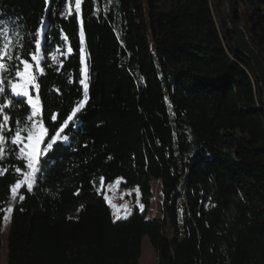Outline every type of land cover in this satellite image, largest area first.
Returning <instances> with one entry per match:
<instances>
[{
  "label": "trees",
  "instance_id": "trees-1",
  "mask_svg": "<svg viewBox=\"0 0 264 264\" xmlns=\"http://www.w3.org/2000/svg\"><path fill=\"white\" fill-rule=\"evenodd\" d=\"M237 1L264 56V0ZM0 22L19 25L12 39L37 75L48 136L82 99L80 48L89 82L68 140L45 154L32 192L19 187L7 264H139L144 237L158 264H264V105L224 0H81L79 12L75 0H0ZM18 179L13 167L0 175V260ZM117 179L138 189L143 210L114 222L100 188ZM153 180L163 217L149 219Z\"/></svg>",
  "mask_w": 264,
  "mask_h": 264
},
{
  "label": "snow or ice",
  "instance_id": "snow-or-ice-1",
  "mask_svg": "<svg viewBox=\"0 0 264 264\" xmlns=\"http://www.w3.org/2000/svg\"><path fill=\"white\" fill-rule=\"evenodd\" d=\"M81 0H75L76 11H80ZM11 29L6 26V22H0V164H3L6 158L23 161L24 169L19 166L9 165L0 167V175L8 171V167H13L16 173L22 175L23 179H18L12 187L13 194L17 188L26 186L27 192H32L34 186L38 183L39 174L43 171L42 159L49 150H58V141H67L68 136L62 135L64 128L68 126L78 113H82L86 103L89 101V82L87 66L83 48L79 49L80 64L84 65L80 69L79 85L82 86V99L72 108L71 115L63 120L59 126V131L54 135H47V128L44 123L38 119L42 115V105L39 98V84L37 75L33 66L26 59H21L17 52L22 51L21 46L24 41L17 43L12 39L15 28ZM47 27V25H45ZM16 35H19L16 33ZM41 35L38 30L35 33V46L31 60L35 62V69L41 68V40L36 38ZM83 31L80 32L81 43H83ZM15 45V47H14ZM12 51H9V49ZM68 52H72L69 48ZM55 59V57H53ZM22 66V67H21ZM35 89L37 94L34 96L32 90ZM20 107L30 108V115L26 116L23 121L16 119L13 113ZM51 119L55 120L53 116ZM11 122V123H10ZM55 127V126H54ZM50 142L45 143V141ZM44 144L43 150L41 145ZM11 146V147H9ZM46 162V161H45ZM19 199L22 201L24 196ZM108 199L107 196L104 197ZM115 207V205H112ZM8 211H12L11 208ZM116 219H127V215Z\"/></svg>",
  "mask_w": 264,
  "mask_h": 264
},
{
  "label": "rangeland",
  "instance_id": "rangeland-1",
  "mask_svg": "<svg viewBox=\"0 0 264 264\" xmlns=\"http://www.w3.org/2000/svg\"><path fill=\"white\" fill-rule=\"evenodd\" d=\"M225 5V3H224ZM122 180L117 179L114 182L107 185L105 188H100V191L103 192V196H107L106 200L112 214V220L118 221L122 219H116V216L119 215L127 217L131 214L134 208H138L143 210V207L140 203L139 191L137 188H127L124 189L121 187ZM152 190L154 194L153 204L148 211V218H162L163 212L161 209L162 199H161V183L159 181H152ZM18 190L16 193L12 194L8 206L4 213V221L1 232L2 237V248H1V264L8 263V253H7V241L9 235V228L11 225V216L12 211H8L9 208H13L14 204L18 199ZM112 205H115L113 207ZM179 234H182V230H179ZM139 264H158V256L157 252L152 246L150 239L148 237H144L141 242V257L139 259Z\"/></svg>",
  "mask_w": 264,
  "mask_h": 264
},
{
  "label": "water",
  "instance_id": "water-1",
  "mask_svg": "<svg viewBox=\"0 0 264 264\" xmlns=\"http://www.w3.org/2000/svg\"><path fill=\"white\" fill-rule=\"evenodd\" d=\"M224 3L227 29L234 37V51L245 56L251 64L264 105V56L252 42L246 27L238 21V1L224 0Z\"/></svg>",
  "mask_w": 264,
  "mask_h": 264
}]
</instances>
